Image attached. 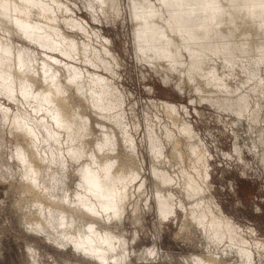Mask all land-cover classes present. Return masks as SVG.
Here are the masks:
<instances>
[{
    "label": "bare ground",
    "instance_id": "6f19581e",
    "mask_svg": "<svg viewBox=\"0 0 264 264\" xmlns=\"http://www.w3.org/2000/svg\"><path fill=\"white\" fill-rule=\"evenodd\" d=\"M123 2L0 0V129L8 122L12 130L20 127L24 140L17 162H10V172L15 164L24 178L9 189L32 195L38 230L104 263L126 260L127 239L111 227L122 224L136 194L138 209L147 190L138 153L143 145L151 153V199L160 222L178 221L183 212L177 233L203 236L202 249L185 255V264H264L257 227L230 215L214 193V154L191 119L190 103L155 101L166 118L147 116L138 142L132 129L140 122L127 120L116 81L122 61L113 40L78 15L82 6L100 22L128 14L137 60L188 92L201 117L204 106L217 109L220 121L229 117L224 125L236 140L225 155L246 173L252 164L241 138L264 165V0H128L129 8ZM72 175L78 188L67 202L47 206L32 189L41 181L54 193ZM158 254L152 247L139 257Z\"/></svg>",
    "mask_w": 264,
    "mask_h": 264
},
{
    "label": "rangeland",
    "instance_id": "374dc122",
    "mask_svg": "<svg viewBox=\"0 0 264 264\" xmlns=\"http://www.w3.org/2000/svg\"><path fill=\"white\" fill-rule=\"evenodd\" d=\"M123 1V8H129L128 0ZM78 2L82 5V0ZM82 9L83 11L78 10V15L88 19L92 26L101 29L104 35L110 37L113 40L114 50L121 57L122 65L119 68L121 76L117 75L116 81L125 96L123 107L126 109L127 120L130 123L140 122L137 128L133 126L132 129L138 142L142 137L145 138L147 116L155 118L158 113L162 121L166 118L155 101L167 98L178 103H190L193 112L191 119L207 137L214 154L212 173L217 199L230 215L233 214L243 224L256 226L259 234L264 237V165L261 161L262 157L250 150L251 142L247 144L243 138L240 139L244 144L245 157L252 164L245 173L243 163L225 155V152L233 151L236 140L232 130L228 131L224 125L229 117L223 114L220 121L217 109L212 106H204L205 115L201 117L191 104L188 92L182 93L176 85L166 83L160 74L149 67L147 69L137 60L129 15L127 14V17L123 19L119 18L117 22L107 20L100 22L94 20L83 6ZM260 70L264 75V61ZM143 71L148 73V76L151 73V76L144 77ZM15 130H12L9 122L0 129V264H185L187 263L185 255L202 249L204 239L199 232L177 233L183 212L180 213L178 221L168 218L164 219L163 223L160 222L154 199H151L156 179L151 168V153L143 145H139L138 153L139 162L143 163L145 168L143 177L147 180V190L139 200L138 209H135L139 197L136 194L127 202L126 215L122 224L121 222L112 223L111 227L112 231L127 239L128 258L126 260L112 258L104 263L102 260L78 251L72 243H60L45 231L38 230L36 215L31 212L36 204L29 202L33 198L32 195L25 192L26 189L23 187H21L23 189H9L11 182L22 181L24 178L15 164H13V173L10 172L11 163L17 162L14 159L16 148L24 144L20 134L21 128L18 127ZM240 132L243 134L242 128ZM247 134L250 136L249 131ZM26 145L36 152L39 151V146ZM44 152V150L40 151L42 155ZM168 169L173 170L171 167ZM43 172L47 174L46 170ZM1 177H6V180ZM28 179L30 180L31 177L29 176ZM37 182L40 184L32 189L42 193L43 196H40V199L43 197V202L47 206L52 201L56 203L55 201L66 199L67 202L68 196L74 198L78 188L74 175L67 179L62 189L53 190L54 193L43 187L41 181ZM38 201L40 204L41 201ZM44 210L41 211V215H45ZM136 233H138L137 236H135ZM152 247L159 252L156 257H150L149 260L139 257L141 252H146ZM119 249L120 247L114 250L120 252Z\"/></svg>",
    "mask_w": 264,
    "mask_h": 264
},
{
    "label": "snow or ice",
    "instance_id": "6c2138e0",
    "mask_svg": "<svg viewBox=\"0 0 264 264\" xmlns=\"http://www.w3.org/2000/svg\"><path fill=\"white\" fill-rule=\"evenodd\" d=\"M71 84V82H69Z\"/></svg>",
    "mask_w": 264,
    "mask_h": 264
}]
</instances>
